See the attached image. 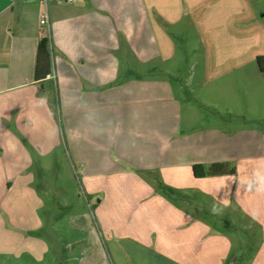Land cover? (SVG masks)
<instances>
[{
  "label": "crops",
  "instance_id": "0c3cea01",
  "mask_svg": "<svg viewBox=\"0 0 264 264\" xmlns=\"http://www.w3.org/2000/svg\"><path fill=\"white\" fill-rule=\"evenodd\" d=\"M44 8L47 25L39 23ZM257 10L253 0H0V144L13 145L12 158L0 156V173L11 165L12 180L0 175V181L4 194L13 191L24 203L1 205L7 221L0 217V264L22 256L42 263L50 251L47 239L42 244L34 235L39 223L20 212L42 205L33 182L51 166L53 144H66L80 166L87 190L99 197L94 216L109 234L124 230L131 245L146 233L165 250L174 240L167 259L208 264L230 252V230L237 235L252 224L263 235L257 259L264 264V142L245 152L240 133L260 131H244L236 120L245 113L238 75L250 64L237 53L246 38L264 44ZM189 35L198 58L188 64L185 81L211 115L205 121L181 97L180 78L178 87L166 78L178 75L164 65L176 61L177 40L185 47ZM40 38L48 40L52 71L39 83L33 68ZM255 65L259 114L264 61ZM213 163H229L235 172L193 176L192 165ZM118 204L123 220L114 223ZM194 207L209 215L207 223L192 218ZM51 226L45 228L53 233ZM67 228L76 237L65 238L70 243L59 251H75L82 261L100 256L98 236L83 215ZM160 250L157 258L164 260Z\"/></svg>",
  "mask_w": 264,
  "mask_h": 264
},
{
  "label": "rangeland",
  "instance_id": "374dc122",
  "mask_svg": "<svg viewBox=\"0 0 264 264\" xmlns=\"http://www.w3.org/2000/svg\"><path fill=\"white\" fill-rule=\"evenodd\" d=\"M256 6L258 7L257 14L262 17V22L264 23V0H253ZM185 39V38H182ZM258 39L256 38L255 42L251 38L250 41L248 38L245 40V45L243 53H237L238 60H243L245 62H250L242 69V73L239 74V78H243L241 87L244 94L242 96L245 99V113L243 116L238 117V121H243V124L246 125L242 130L246 129H256L260 131L259 133L250 134L247 132L240 133L244 145L242 144L243 150L245 152L252 153L257 149L256 141L259 139L261 142H264V103L263 106L258 109V113L254 107L255 100L252 97L254 94L255 83L253 73L250 71L255 70V55L258 53L259 56L264 58V44H259ZM196 38L189 35L188 42L184 47V44H181V41L177 40L178 53L175 54L176 60L174 63L166 62L164 67L168 70H173L177 72L174 78L171 74L166 75L167 79L174 84L175 87H178V82H176L177 77L180 78L181 83L183 84V90L181 97L187 99L197 111L201 112V118L203 116L204 121L206 117H211L205 113V109L201 105L197 104L195 93L191 91V86L185 81V73L188 67V64L197 59L195 53H190V49L196 47ZM262 47L261 51L259 47ZM233 55L232 53H227V56ZM257 56V55H256ZM231 60V58H229ZM179 67L178 69L177 66ZM176 68H175V67ZM231 77H235L234 74L228 76L229 80H233ZM235 79V78H234ZM186 84V85H185ZM232 86V92L240 91V87L235 85ZM241 95V94H240ZM184 105L183 112H187L186 104ZM199 116V114H198ZM200 119V118H199ZM216 120V118H213ZM235 120L230 117H225V121ZM229 128V127H228ZM258 129V130H257ZM248 131V130H246ZM12 145V144H11ZM0 144V156L1 158H12V146L9 147V144ZM31 152V146L24 144ZM264 148V145L261 147ZM264 153V151H261ZM52 158V164L49 169L45 172H36L34 177V198L35 202H40L41 206L38 205L33 211V208L27 207L21 210V214L26 215V219L35 224L39 223V226L34 230L35 237L41 239L42 244H44L45 238L47 239V245L49 252L45 256L42 263L37 264H185L183 261H173L168 257V254H172L173 251V241L170 240L166 244V250L161 246H156V239L152 235H146L144 233L143 237H138V241L135 243L128 241L126 238H130L128 234L124 233V230L118 229L116 232L118 235L109 234L107 230L102 228V225L99 224L98 219L94 216V205L96 204L97 199L99 198L96 194H91L87 190V187L83 181V174L80 166L74 161L69 155L66 144H53V151L49 155ZM5 158V159H6ZM7 160V159H6ZM11 165H5V172L0 173L6 177L9 176L11 172ZM143 178L142 174H139ZM12 180V176H9ZM144 179V178H143ZM2 183L0 181V217L4 222L7 221V214L2 212L1 205H9L12 207L17 202L20 201L18 194L13 193V191L4 194L3 192L6 189H1ZM5 197V198H4ZM4 199V201H3ZM3 201V202H2ZM23 203V202H22ZM24 204V203H23ZM97 206V205H96ZM121 206L118 204L115 207L114 214V223H121L123 217H120L119 213ZM107 215L109 212L106 210ZM190 213L193 219L197 221H202L207 223L209 221V215L204 211H198L196 207L190 209ZM83 215L86 218V222L94 230L95 236H98V242L100 245V256H93L92 253L89 255L90 259L87 260H78V254L74 251L72 254L70 252L59 251L61 248H67V241L65 238L76 237V234H68L67 223L69 220H73L76 216ZM111 218V216L107 217ZM52 224L51 227H54L53 233H50L48 228H45L46 225ZM36 227V226H35ZM85 230V228H84ZM83 233L87 235L86 230ZM230 237L232 238L233 243L230 244V252L224 258L219 260H214L212 263L208 264H260L261 261L257 259V250L260 247V244L263 240V235L258 233V229L253 228L252 224L250 228H244L240 234L234 235L230 230ZM52 234V235H51ZM80 237V236H79ZM234 238V239H233ZM235 239H238L239 243H236ZM68 240V239H67ZM91 249V248H90ZM159 253H162L160 249H163L165 259L157 258ZM92 250V249H91ZM224 256V255H223ZM91 257H93L91 259ZM67 258V259H66ZM198 259H204L203 256ZM13 257H7L6 264H12ZM16 264H36L25 256H22L20 260H17ZM193 264V263H192ZM194 264H203V260H197Z\"/></svg>",
  "mask_w": 264,
  "mask_h": 264
},
{
  "label": "trees",
  "instance_id": "16d2710c",
  "mask_svg": "<svg viewBox=\"0 0 264 264\" xmlns=\"http://www.w3.org/2000/svg\"><path fill=\"white\" fill-rule=\"evenodd\" d=\"M255 61L260 65L261 62L264 61V58L257 56ZM51 71L52 64L48 40L46 38H40L35 51L33 80L40 83L51 73ZM191 169L195 178L234 174L235 172L234 166L229 163H213L208 166L194 164Z\"/></svg>",
  "mask_w": 264,
  "mask_h": 264
},
{
  "label": "built area",
  "instance_id": "2783aa9c",
  "mask_svg": "<svg viewBox=\"0 0 264 264\" xmlns=\"http://www.w3.org/2000/svg\"><path fill=\"white\" fill-rule=\"evenodd\" d=\"M42 1H43L44 5H45L48 0H42ZM53 1H56V2H59V3L72 4V3L76 2L77 0H53ZM39 23L41 25H47L48 24L47 23V13H46V9L45 8H44L43 13L40 16Z\"/></svg>",
  "mask_w": 264,
  "mask_h": 264
}]
</instances>
